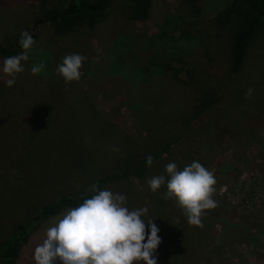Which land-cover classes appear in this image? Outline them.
Segmentation results:
<instances>
[{
    "label": "trees",
    "instance_id": "obj_1",
    "mask_svg": "<svg viewBox=\"0 0 264 264\" xmlns=\"http://www.w3.org/2000/svg\"><path fill=\"white\" fill-rule=\"evenodd\" d=\"M154 1L38 0L35 7L39 10L36 11L38 19L36 16L30 17L26 24L28 27L40 20L47 22L44 29L50 30L48 41H55V52L40 50L39 47L46 45V42L34 39V44L41 45L37 47L35 56L33 53L29 54L27 66H23V71L16 75L15 84L9 87L0 83V194L4 193L8 199L0 208V225L2 218L11 219L16 207L22 209L21 214L17 212L20 215L17 219L7 222L12 226L9 227L10 230L0 236V264H17L30 235L41 223L67 209L78 207L84 199L91 198L95 194L88 191L91 185L97 184L104 190L109 185L137 180L147 187L148 179L159 175L167 176V164L175 163L178 170H182L195 161L185 150L172 154L173 146L191 122L219 102V92L223 88L216 84L215 88L210 85L199 89L198 78L206 76L199 74V77H192L193 63L187 59L191 58L193 48H202V53L208 60L211 59L206 46L209 42L208 33H192L199 32L193 28L201 15L200 0H175L174 11L163 18L159 32L143 39L139 49L132 41H141L142 38L131 34L118 35L125 38L122 40L117 36L116 46L120 53L113 56L116 61L125 55L129 58L130 65L124 66L125 74L129 76L125 78L130 84L129 89L135 88L137 81L149 85L150 92L146 98L136 94L132 98L137 97V102H131L129 93L128 98L130 109L139 122L138 129L143 130L152 143L147 144L143 136L134 138L115 122L113 114L98 108L93 102L94 97L82 90L77 81L65 84L63 77L57 72V66L65 56L75 53L77 45L87 47L83 31L97 32L101 23L111 15H114L112 18L116 21L119 19L128 24L144 21L150 16ZM25 2L23 0L24 6ZM28 10L31 11L30 5ZM22 13L24 15V9ZM20 18L19 15L13 20L11 18L9 26L19 27L17 21ZM23 23L25 24L24 20ZM214 25L221 30L228 29V50L224 62L228 68L226 82L235 81L232 88L235 102L238 101L240 107L252 106L258 112L257 115L263 114L264 51L258 54V59L251 68H248V61L257 39L264 31V0H231L217 12ZM140 49L146 53L136 51ZM79 51L82 50L79 48ZM22 52L17 40L0 43V58L3 61ZM176 62L186 67L192 84L184 80L175 82V91L170 93L166 87L157 85L155 80L177 78L180 68L175 65ZM40 63L45 65L44 69L33 75L32 67ZM118 69L117 75L124 77L121 69ZM250 77L254 79L250 80ZM154 83L155 86L152 87ZM193 88L200 93L194 95ZM249 88L254 91L251 98L246 99L245 93ZM185 89L192 91V95L188 96L190 115L186 122L180 123L181 134L173 137L171 124L181 120V114L186 108L182 101L186 100L180 97ZM150 97L151 101L148 102ZM158 100L165 103L155 109L153 103ZM73 101L79 105H71ZM235 112L237 116L233 115ZM225 114L221 121L222 130L232 127L231 122L238 126L242 120V127L239 126L254 137L264 156V138H260L252 130L263 126L262 120L258 116H251L249 121H243L240 110L237 111L234 107ZM95 120L99 124L110 125L109 130H97ZM125 131L130 135L128 141L108 143L111 135L120 138ZM166 131H169L167 136L155 140L159 135H165ZM100 149L104 151V155ZM149 155L153 157L151 166L146 163ZM166 191V185L155 193L147 187L145 195L141 196L149 201V207L154 208L155 202L159 201L171 206L173 211L172 222H169L173 234L172 244L163 240L153 253L155 259H161L169 248L166 254H169L175 264H193L202 260L210 263L213 253L217 254L218 247L228 237L235 242L260 245L264 250V227L260 226L250 232L249 224H242V219L246 216L236 214L233 209L228 211L227 206L214 200L217 207L204 211L201 216L202 226L190 225L176 199L163 198ZM236 216L239 217L238 220L235 219ZM216 222H219L221 231L219 245L213 243V225ZM159 234L158 232L160 238ZM147 235L149 234L146 233L145 242ZM139 264H144V261Z\"/></svg>",
    "mask_w": 264,
    "mask_h": 264
},
{
    "label": "rangeland",
    "instance_id": "obj_2",
    "mask_svg": "<svg viewBox=\"0 0 264 264\" xmlns=\"http://www.w3.org/2000/svg\"><path fill=\"white\" fill-rule=\"evenodd\" d=\"M230 1L231 0H200L202 11L200 17H198L194 23L196 27L193 28H196L199 32L193 31L192 33H203L206 35L208 33L207 40L209 42L206 46H208L211 59L208 60L202 53V48L200 50H195V48H193L190 52L191 58L188 57L187 59L190 63H193L194 72L192 71V77H199V74L206 76L198 78L199 89H204L210 85L215 88L216 84L217 86L220 84L223 88L221 92H219V102L213 104L210 109L191 122L186 130L182 132V135L177 139V143L173 146L172 154L176 155L178 154L177 151L185 150L188 152L189 157H193L195 161H198L207 170L211 171L216 180L212 199L221 202L224 207L227 206L228 211L233 209V212L236 214L246 216L242 219V224L244 226H248L249 224L250 232H254L258 227H264V156L260 152L258 142L253 139L254 137L247 134V132L243 131V128H241L242 126L240 123L242 120H238L240 121L238 126L231 122L233 124L232 127L229 125L231 129L229 128L226 131L222 130L221 121L224 120L227 110L231 111L233 107L237 111L240 110L243 116L239 117L243 118V121H249L251 116L253 118H257L258 116L262 120L261 124L263 126H257L252 130H254L256 134L258 133L260 138H264V113L257 115L258 112L253 110L252 106L240 107L238 101L235 102V94L232 90L235 81L226 82L228 78V68L224 62V57H226L228 50V29H218L214 25V17L217 12ZM37 3L38 0H26L24 6L23 0H0V43L17 40L19 44L21 33L28 31L34 39L39 38L41 43L46 42V45L43 46L40 43L34 44L32 48L28 50V56L30 53H33L35 56L36 49L39 45H41L39 47L40 50L44 49L55 52V41L52 43L48 41L49 35H51L50 30L44 29L47 22L40 20L39 22L37 21V23L35 22L34 25L29 24L27 27L30 17L33 18L36 16L38 19L39 14L36 12L38 8H35L37 7ZM29 5L31 6V11L28 10ZM175 5V0H155L152 4L149 18L131 24L119 21V19L116 21L112 18L114 15H111L109 19L101 23L102 26L98 27L97 32L83 31L86 34L84 40L87 47L81 44L77 45L74 53L87 57L80 68V79L76 80L81 89L88 91L89 94L94 97L93 102L98 108L107 111L109 114H113L115 122L129 131L134 138L139 139L140 136H143L147 144L152 143L151 139L143 130L138 129L139 122L130 109L131 105L129 104L128 97L130 95L131 102H137V97L132 98L136 94L138 97L143 96V98H146L150 92L149 85H145L142 81H137L135 88L129 89L130 84L126 81L127 79H125L127 77L129 78V76L125 74L124 68V66L130 65V61H128L129 58L125 55L122 58L123 60L116 61L113 55L120 53V50L116 46L118 35L131 34L142 38L141 41H132L134 45H137V48H141L139 45L144 42L143 39H148L150 36L159 32L163 18L174 11ZM23 9L24 15L22 13ZM17 15L21 16L20 20L17 21L19 27H10L11 18L13 20ZM23 17L25 24L22 20ZM118 37L125 40V38ZM79 48L82 51H79ZM136 51L138 53H146L142 49ZM263 51L264 31L262 36L257 39L252 49L248 61V68H251L256 63L258 54ZM3 62L4 61L0 58V83L7 85V80L12 77L3 72ZM21 63L22 67L27 66V61H22ZM175 65L180 68L177 78L165 81H163V79L155 80L157 85L159 84L162 87H166L170 93L175 91V82L184 80L188 82V84H192L186 67L181 66L177 62ZM118 68L121 69L124 77L117 75V73H119ZM127 69L128 68H126V70ZM249 79L253 80L254 78L250 77ZM151 86H155V83ZM192 91L194 95L200 93L196 88H193ZM192 91L191 89H185L180 96L181 99L186 100V102L182 100L183 103L186 104V108L181 114V120L179 122L173 121V124H171L173 126V130L171 131L173 137L181 134L180 123L183 121L186 122V120L189 119L188 96L192 95ZM262 95L263 94H258V96ZM151 97L148 98V102L151 101ZM173 98L175 99L176 97ZM140 103H142V101H140ZM163 103L165 102L158 100L153 103V105L156 109L158 106L161 107ZM77 104L79 105L76 101L71 103V105L76 106ZM233 115L237 116L236 112ZM94 125L97 130H109L110 127V125L106 123L99 124L97 120L94 121ZM77 126L79 125L77 124ZM127 131H125L120 138H114L111 135L108 143L114 144L117 142V144H119L128 141L130 135ZM247 131L249 132V129H247ZM168 133L169 131H166L165 135H159L155 140L157 141L159 138L167 136ZM100 152L104 155L103 150ZM147 187H149V185H147ZM147 187L146 184L143 185L137 180H132V182L109 185L105 189L113 193L125 195L127 198L125 206L129 209L136 210L146 207L148 212L142 216V219L146 222V233L150 234L147 221L153 220V223L159 228L158 232L160 233L161 243H163L164 240L172 244L173 234L171 233L169 225V222H172V207L161 204L159 201L155 202L156 206L154 208H152V206L149 207V201L141 197L145 195V189ZM5 197L4 193L0 194V208L3 202L6 203L8 201ZM150 209H152V211H150ZM21 210L22 209L16 207L11 219L10 217H7V219L2 218L0 236L10 230L9 227L12 226L7 222L17 219L20 216L17 212L21 214ZM63 213H65V211L41 223L30 235L29 240L22 249L17 264H36L34 260V250L36 246L42 244L43 240L46 238L47 229L53 226ZM238 218V216L235 217L237 220ZM213 226V233L215 235V241H213V243L219 245L218 242H221L219 236V222H216ZM161 247L165 248L162 244ZM168 251L169 248L167 252L162 254L161 259H156L157 264H175L170 256H168L169 254H166ZM215 253L216 252L213 253L210 263H208V260H202L199 261V263L193 264H264V254H262L264 250L260 245L244 241L235 242V240L230 237L225 239L224 244L218 247L217 254ZM57 264H59V262H57Z\"/></svg>",
    "mask_w": 264,
    "mask_h": 264
},
{
    "label": "clouds",
    "instance_id": "obj_3",
    "mask_svg": "<svg viewBox=\"0 0 264 264\" xmlns=\"http://www.w3.org/2000/svg\"><path fill=\"white\" fill-rule=\"evenodd\" d=\"M35 41L33 36L24 31L19 45L24 50L21 54L5 58L3 72L12 77L7 80L11 87L15 77L23 71L22 61L29 59L28 50ZM87 57L79 54L67 55L57 66V72L65 84L80 79V68ZM45 65L40 63L31 69L33 75L40 73ZM254 89L249 88L245 98L252 96ZM117 150L118 149H114ZM148 166L153 164V157L146 159ZM165 175L154 176L147 180L150 190L155 193L163 185L167 191L164 199L175 198L182 208L190 225L202 226L201 216L205 210L217 207L212 199L216 180L214 174L198 161H193L182 170L175 163L165 166ZM88 191L95 193L84 199L78 207L70 208L58 218L57 222L46 231V238L34 250L36 264H157L153 257L161 239L159 228L153 220L147 221L150 234L146 239V222L142 216L147 214L146 207L129 210L127 198L108 189L101 190L97 184Z\"/></svg>",
    "mask_w": 264,
    "mask_h": 264
}]
</instances>
